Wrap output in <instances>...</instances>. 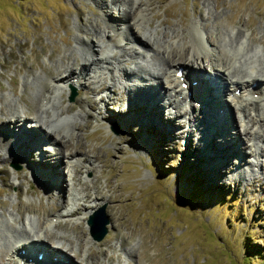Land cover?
I'll return each instance as SVG.
<instances>
[{
	"label": "rangeland",
	"instance_id": "1",
	"mask_svg": "<svg viewBox=\"0 0 264 264\" xmlns=\"http://www.w3.org/2000/svg\"><path fill=\"white\" fill-rule=\"evenodd\" d=\"M142 1L147 2V15L149 13V26L144 29L126 27L117 19L122 16L117 10L119 3L116 8H107L100 0H0V108H3L0 127L18 128V135H25V138L30 137V130L39 135L46 133L45 128L33 127L41 123L37 108L42 93L37 81L40 80L45 88V84L60 72L57 65L74 60L72 71H78L76 64L82 63L80 57L87 51L95 53V50L90 51V42H87L88 46L79 40V37L84 41L90 39L93 30H86L91 27V21L101 26L108 23V27L113 28L104 37L108 41L105 49L113 51L112 57L126 51L119 58V65L124 70L135 69L133 82L139 85L144 84L147 72L138 70V65L139 68L153 67L154 63L164 62L157 51L147 50L140 44L142 36L151 34L153 41L159 42L156 45L161 51L168 45L164 44L168 38L165 32L175 29L182 39L176 40L174 47L182 50L194 41L191 23L201 15L209 16L204 36L211 43L216 41L225 56H241V63L244 59L261 58L264 51V0ZM107 10L110 13L104 14L103 11ZM215 15H219L218 18ZM240 29L245 33L242 36L238 33ZM121 35L122 45H119L117 39ZM237 35L240 38L238 43L231 44L229 38ZM100 49L98 52L102 51ZM133 49L140 55L133 53ZM189 54L186 51L180 58L178 55L172 58L182 67ZM64 56L66 58L62 60ZM206 60L202 58L198 64L204 74H209L211 69ZM246 66L243 69L248 71ZM88 73L80 86L72 85L75 93L71 100L68 98L71 88L67 84L62 89L61 98H57L63 107L69 104L72 107L62 116L73 117L79 125L73 136L65 137L67 145H56L47 137L49 140L39 141L35 145L37 148L29 149L32 151L30 162L42 158L39 154L42 147V153L48 149L57 152L46 155L52 165L58 164L49 165V172H54L52 168L61 170L62 180L56 182L57 186L46 185L43 188L40 185L38 176L45 171L41 162H35V165L42 170L34 169V163H29L19 154L17 156L21 159L6 155L10 150L0 152V245L5 244L7 237L23 238V233L29 236L27 226V229L36 231L50 215L72 208V216L59 218L58 223L52 221L56 225L49 228L45 240L51 246L58 241L57 236L68 237L71 241L68 240L67 245L59 244L57 250L62 249L60 251L64 252L58 253L70 257L73 264H264V140H254L262 149L259 152L261 166L252 164L257 162V155L251 151L254 141L248 138H240L243 145L239 149L243 155L240 160L237 152L233 154L239 147L229 133L237 128L234 121L227 120V116L225 119V115L216 119L214 107H208L210 109L206 111L207 101L203 96L198 100H185L189 104L179 106L189 111L184 115L174 116L175 109L167 104L164 105L166 108H161L160 122L155 123L150 116L152 113L148 114L149 122L145 117H137L136 113L134 120L129 118L130 122L126 123L124 116L132 110L128 101L135 100L128 99L130 92L125 94L129 88L123 89L122 84L131 85V74L128 73L129 80L128 76L122 77L114 69H98L97 73L102 77L100 82H95L92 76L89 77L92 73ZM113 74L118 76L113 87L115 90L111 93L102 88H106L107 82H113ZM224 76L220 79L222 84H225ZM226 81L229 87V81ZM224 94L221 93L222 98L226 96ZM232 102L229 100L237 119ZM261 103H264V96ZM130 105L134 108L133 103ZM200 110L206 116L207 130H199L197 123L201 127L204 125L200 118L193 123L187 121L190 112L199 114ZM17 112L24 113L25 118L16 125L17 116L11 119V123L9 118L10 114L18 115ZM85 113L89 114L86 118ZM3 116L6 120L2 119ZM152 116L155 117L154 114ZM3 120L5 124H2ZM69 121L63 118L53 125L57 130L68 132ZM239 123L241 121L238 122L240 127ZM222 125L227 127L223 129ZM256 126L253 125V129ZM261 126L260 133L264 135V118ZM208 142L224 150L229 145L230 151L233 149L229 162L225 163V151L219 154V163V159L212 160L211 156L205 158L200 149L205 147L204 151L209 152ZM17 145L11 144L6 148L16 149ZM61 153L63 160L57 161ZM75 155L84 158L82 160H89L86 155L97 158H94V166L89 160L94 169L92 174L87 172L89 167L85 170L84 164L75 165L79 172L73 186L78 188L80 196H84V203L80 198L72 201L70 194L75 187L71 189L70 166L66 161ZM253 157L254 160L249 161ZM204 160L214 161V165ZM32 170L38 171L39 175ZM92 197H96L95 201ZM91 216L107 220L106 231L100 239L90 235L87 218ZM50 246H47L49 250ZM130 249L132 254H129ZM92 250L86 256L87 251ZM6 254L0 251V264L11 262ZM11 258L17 260L14 256Z\"/></svg>",
	"mask_w": 264,
	"mask_h": 264
},
{
	"label": "bare ground",
	"instance_id": "2",
	"mask_svg": "<svg viewBox=\"0 0 264 264\" xmlns=\"http://www.w3.org/2000/svg\"><path fill=\"white\" fill-rule=\"evenodd\" d=\"M100 3L105 5L103 7H107V8H116L117 3H119L117 10L122 13V16L117 18V19L122 21V23L124 25H126V27H132V28L136 27L139 29H142V28L144 29L145 26H149V22H148L149 13L147 15V11H148L147 2H143L142 0H100ZM143 3H145V4L142 5ZM111 5H114V7ZM103 13L109 14L110 12L107 10L105 12L103 11ZM215 16L218 18L219 15H215ZM208 17L206 18V17H204V15H201L200 19H198V20L196 19V20L192 21L191 29H192L194 36H195L194 41H192V43L189 47H183V49L179 50V51L177 50L176 47H174V45L176 44L175 43L176 40L180 41L182 39V37L180 34H176L175 29L173 31L171 30V32L170 31L165 32L166 37H168V38H167L166 42H164V44L168 43V45L165 47L163 44L164 48L161 51L159 50V48H160L159 45H156V42L157 43H159V42L153 41L151 34L147 33L146 35L144 34L145 36H142L143 41L141 40L140 44L142 46L147 47L146 48L147 50L153 49V52H154V50L157 51L158 55L161 56L162 60L164 61L163 63H154L153 67H149V66L148 67H146V66L142 67L140 65V67H142V68H139V65L137 66L138 70L147 72L146 78H143V79H145V82H144V84L141 83L142 85H139V84L133 82L134 75H132V74L135 73L134 72L135 69H130V70L125 69L124 70L123 67L119 65V63L121 61V60H119V58L124 56L126 51H124V54H122L120 52H118V53L116 52L118 56L112 57L111 54L113 53V51H107L105 49L108 46V41H106L104 37H105V35H109L110 30L113 28L108 27V26H110V25H108V23H105L104 26H101L98 23H94L93 21H91V27L90 28L88 27V29L86 30L87 32H88V30H93V32H91L90 39L88 38V40L84 41V39H82V37H79V40L86 43L87 45H88L87 42H90L91 45L90 46L88 45L90 47V51L95 50V53H94V51H92L91 53L89 51H87V53L85 55H82L80 57V60H82V63L76 64V67L79 66L78 71H74V70L72 71L73 66H74L73 65L74 60L71 63H69V61H67V63L65 65H57V68H59L60 72L55 74L51 78L50 83L45 84L46 85L45 88L42 85V82H40V80L37 81V82H39L38 87H40L39 92L41 91L40 93H42L40 96L41 102L37 108V110H39V113H40L39 119H40L41 123L39 125L36 123L33 125V127H39L41 130H43V128H45L46 133L43 132L41 135H39L38 132H36L34 130H30L28 133V135H30V137L25 138L26 137L25 135H23V137L18 135V133H17L18 128H17V130H13V128H12V130H10L8 128H4V125H3V127H0V152L1 151L5 152V151L10 150L9 152H7L6 155L17 156L19 154V156L21 158H23L24 160L26 159V161H28L29 163H31V162L34 163V166H33L34 169H39V170H42L41 168H43V170L45 169V171H43V174L38 176L39 183L41 186H43V188H46V185L47 186H50V185L54 186V185H56V182L60 183V181L62 180L61 175H60L61 170L57 171V170H53V168H52V171H54V172H49L51 170V168H48V167H49V165H52V164H51L50 160H48L49 158L46 157V155H48L49 153H57V152H52L51 150L48 149L42 153V148H44V147H42L41 150H39L40 149V147H39L38 150L41 151L39 154H42L41 155L42 158H40L39 160H35V162H38V161L41 162L42 165H44V167L42 166L41 168L40 167L37 168V166L35 165V162H33V161L30 162V160H32V154H31L32 151H29V149L31 150L32 147H36L35 145L39 141L42 142L45 140H49V139H46L47 137H49L51 139L52 143H54L56 145L61 144V146L65 147L67 145V141H66L65 137H67L68 135L73 136L74 135V129L79 125H77V123L73 121V117L69 118L67 116L66 117L62 116L63 112L68 111L69 109L72 108L71 106H69L70 104L67 107H63L59 103V100L57 101L58 97L61 98V92H62L64 85L67 84L69 86H72V85L73 86H78V85L80 86L83 82L84 77H85L84 75L89 74L88 72L92 73V75H89V77L92 76L93 77L92 79L95 82L96 81L100 82L101 74L97 73L98 69L99 70L100 69L101 70L106 69L107 71L114 69L117 71L118 75L121 76V74H122V77H127L128 73H129V75L131 74V77H132L131 78V85L122 84V86H123V89L126 87L129 88V91H127L125 94V95H127L128 92H130V94H128V99L132 98L135 100V102H138V104H137L135 102H129L127 100L128 106H130L129 109H132V110H129L127 112V114H125V116H124L126 123L130 122L129 118H132L134 120L133 116L136 113H137V117H145L146 122L149 119L148 114L152 113L155 115V117H153L152 114L150 116L152 117V119H155V123L160 122V119L158 116H160L161 108H162V106L164 108H166V106H164V105H167V104L171 108L173 107L175 109L174 110L175 113L173 114L174 116L175 115H181V114L184 115L185 113H189L188 110L179 108V106L180 107L182 106L180 101L181 100L185 101V99H186V92H185L186 90L183 89L179 85L180 81L183 80V81L187 82L186 89L190 90L189 100L191 98H199V97L203 96L202 98H204L207 101L206 111L210 109V108L208 109V107H214V109H215L214 113L217 114L216 119L217 118L220 119L222 116L225 115V117H224L225 119L227 116V117H229L227 120L234 121V124L237 128L234 127L235 129L229 133L231 135L230 138L235 139V144L237 145V148L238 147L239 148H238V150H235V151H233V149H232V151H233V154H235L236 152L239 154L240 160L243 159V157H242L243 155H242L241 151H239V149H241V147L243 146V145H241L242 142L240 144V141H241L240 138H242V137L248 138L249 140H252V141H254V140L263 141L264 140V135L262 133H260V129H263L262 128L263 126H261V121L264 118V103L259 104L261 97L264 96V74H263V72H264V51H262L263 53H262L260 59H256V58L244 59L242 63L239 60V58L241 56L234 57V58H232V57L229 58V56H225L223 54V50H221L220 45L216 41L214 43L213 42L211 43V41H208L206 39V37L204 36V30L206 27V20H208ZM139 19H141V22L139 21ZM213 20H215V19H213ZM115 23L116 22H114V24ZM203 25H205V26L203 27ZM88 26H89V24H88ZM174 33H175V35H174ZM238 33L241 34V36L243 34H245L242 29H240L238 31ZM153 36H154V34H153ZM122 37L123 36L121 35L120 38L117 39V43L119 45H122L120 43V40ZM239 39L240 38L237 35L234 38L230 37L229 41L231 42V44H234V43L237 44L238 43L237 41ZM156 40H157V38H156ZM239 44L241 45L242 43L240 42ZM95 46H97V48H94ZM114 46H115V44H114ZM100 47H101L102 51L98 52L99 51L98 48H100ZM121 50H124V49H121ZM115 51H117V50H115ZM186 51L190 52V54H189V57L188 58L185 57L186 59H184V62H182L183 66L180 68L182 71L181 75H183V78L179 79V77L177 75H175V71L179 68L180 62H175L176 60H174L172 57L174 55H178V58H180L179 56L182 55L183 53L186 54ZM133 53H135L136 55H140V52L136 49H133ZM130 56H131V52H130ZM144 56H145V54H144ZM242 57H244V56H242ZM63 58H66V57L65 56L62 57V60H63ZM202 58L207 59L206 65H208L209 69H211V72H209V74H204L201 71L202 67L200 66V64H198V62L201 61ZM236 61H238V62L236 63ZM172 62H174V63L172 64ZM62 63H63V61H62ZM133 63H135V62H133ZM170 63H171V65H169ZM249 63H250V65H249ZM236 65H240L239 68L236 67ZM246 65L247 66L249 65L248 71H245L243 69V67H245ZM135 66H136V64H135ZM122 69H123V71H122ZM105 73H107V72H105ZM118 75L113 74V78H111V80H113V82L112 81L107 82L106 88H102V89L109 90L111 93H113L115 90L113 88L115 86V79H116V76H118ZM224 75L227 78H225ZM222 76H224L225 84H222L223 80H222V82H220V79ZM128 78H129V76H128ZM129 80H130V78H129ZM193 80H194V84L191 83V81H193ZM226 80L229 81V87L226 86V82H227ZM43 89H45V91ZM223 92H225V94L230 93L227 95V96H230L229 99L227 97H224V98L221 97V93L223 94ZM165 94H166V96H165ZM109 98H111V97L109 96ZM126 99H127V97H126ZM164 99H167V100L165 101ZM229 100L233 101V103H231V104L235 105V109L239 115L237 119H236V115L233 112L232 107L229 103ZM150 102H152V103H150ZM131 103L134 104L135 109L133 108V106L130 105ZM217 107H220L221 110L222 109H224V110L220 111V109ZM2 109L3 108H0V113H1ZM123 109H125V108H123ZM217 109L219 111H217ZM202 111L203 110H200L199 114H197V113L194 114V113L190 112V114H188V116H187V121L189 123H193V122H195V120L198 121V119L200 118L204 125L201 127V125L197 123L199 130L200 129H202V130L206 129L207 130L208 125H207V122L205 121L206 116H205V114L201 113ZM131 113H132V116H128ZM157 113H158V115H157ZM17 114L18 115H16V114L11 115L10 114V118L7 115L10 123H11V119L14 116H17V119L15 120L16 125L19 123L20 120L25 118L24 113L17 112ZM61 116L66 121L71 120V121H69V123H67L68 132L65 130H57L58 128L53 125V123H56V121L59 122V121L63 120V118H61ZM84 116L86 118L89 116V114L85 113ZM1 117H2V115H1ZM46 117H48V118L46 119ZM209 117H210V115H209ZM4 118L6 120V116L5 117L3 116L2 119H4ZM156 118H158V120ZM5 120H3L2 124H5ZM239 121H241V123H239L240 127L238 125ZM251 121H252V124L249 125V122H251ZM155 123H153V124H155ZM253 125L254 126L257 125L256 126L257 128L253 129ZM144 126H145V123H144ZM224 127H227V126H225V125L221 126V128H223V129H224ZM187 130H189L190 132L192 131V129H190V128H188ZM221 134H222V132H219V135H221ZM228 136H229V134L225 137L227 138ZM40 137H43V138L40 139ZM203 139H205V138H203ZM188 141H189V138H188ZM219 142L222 143V141H219ZM17 143L19 145H17L18 148H16V149L6 148V147L10 146L11 144H17ZM206 145H207V148L210 149L209 152L204 151L205 147H203L202 150L200 149L201 152L205 153V158H208V156H211L212 160H217V159H219L218 158L219 154L222 153L223 151H225L227 153L225 163L226 162L228 163L229 159H231V158H229V156L232 155V151H230V149L228 147L229 145H227L225 147L226 150H224L223 147L216 148V146L214 144L213 145L210 144V142L206 143ZM253 146L254 147L251 151H253V153L255 155H257V162L256 163L254 162L252 164L261 166L262 161H259V159L261 156L260 153H261L262 149L256 145L255 141L253 143ZM196 147L198 148L199 146H196ZM196 147H195V149H196ZM14 150L16 152L15 154L13 153ZM60 150H61V147H60ZM216 151H218V153H216ZM19 156H17L18 159H21ZM63 157L64 156L61 153V155H59L58 158L56 157L57 158L56 160L57 161L63 160ZM86 157L89 160H91V163L94 166V161L97 158H95V157H94L95 159L92 157L89 158L88 155H86ZM82 159H84V158H81L79 155H75L72 158H69L68 161H66L67 165L69 164L68 166H70V168H69V179L71 181V189L75 187V186H73V184H74V182H76V180H78V179H76V174L79 171H78V169L75 168V165H78V167H79V166H81V164L82 165L84 164L83 166H85V170H87V167H89L90 170L88 169L87 172H89L90 174L93 173L94 169H92L93 168L92 165L90 166L89 160H82ZM57 161H54V162H57ZM206 161L208 162V160H206ZM219 161H220V159L217 160V163H219ZM46 162H47V165H45ZM209 162H210V165H211V163L214 165V161H212V162L209 161ZM54 165L58 166L57 163H53L52 166H54ZM68 166H66V167H68ZM95 168H97V166ZM72 170H74V173L72 172ZM31 172H33L35 175H37V174L39 175L38 171L32 170ZM99 172H101V171H99ZM74 174H75V176H73ZM16 177H17V175H16ZM66 183H68V182H66ZM93 186H94V184H93ZM70 194H71L72 201L73 200L77 201L80 198V200H83V203L85 202L84 199H82V198H84V196L79 195L78 188L75 187V189L72 190L70 192ZM96 197H98V196H96ZM95 198L92 197V201H95L94 200ZM85 207H87V206L85 205ZM72 213H73L72 208H69V209L66 208L65 210L59 211L56 214H52L49 216L50 217L49 219H45V220L43 219L44 221H42L40 223L41 229H38L36 231H31V228L27 229L28 226H27V228L25 227L26 231L30 232L29 236H27V235L25 236V234L23 233V235H24L23 238H21V237L20 238L19 237L18 238L7 237L5 239L6 240L5 244L0 245V251L8 253V255L7 254L6 255L11 260V262L9 264H14V263L18 264V262L20 260H24L26 262L28 260V258H31V259L34 258V257H32L33 251H34V253H37V252L42 253L41 261L34 260L32 262L33 264H39V262L40 263L44 262L45 264H73L72 259L70 257H68L62 253L61 254L58 253V252H64V251H60L62 249L57 250V249H59L58 248V246H60L59 244L67 245L68 240L71 241L68 237L59 235V236H57L58 241L56 238H54L57 241L55 245L50 246L48 243H46V240H47L46 239V233L50 230L49 228H53L56 225V223L59 222V220H60L59 218H62L64 216H72ZM98 217H97V219H98ZM52 221H53V223L56 221V223L53 225ZM90 222L91 223L93 222L92 224H95V227H97L99 225L98 224L99 221L92 218V217H91ZM45 223H47V226L44 225ZM21 229H22V227H21ZM90 232L91 233L93 232L91 230V228H90ZM61 240H63V241H61ZM28 246L30 248H28ZM47 246H50L51 250H49L50 248L48 249ZM65 247H69V246H65ZM22 250H23V253H22ZM90 252H93V250L89 251V252L87 251L86 256L89 255ZM14 254H15L16 259H17L16 261H14L13 258H11L12 256H14ZM129 254H132V249L129 250ZM78 257H79V254H78ZM83 257H84V255H83ZM85 260L86 259H83V261H85ZM86 263L87 262H85L84 264H86ZM26 264H28V263L26 262Z\"/></svg>",
	"mask_w": 264,
	"mask_h": 264
},
{
	"label": "water",
	"instance_id": "3",
	"mask_svg": "<svg viewBox=\"0 0 264 264\" xmlns=\"http://www.w3.org/2000/svg\"><path fill=\"white\" fill-rule=\"evenodd\" d=\"M74 93H75V91H74V89L73 88H71V92H70V94H69V96H68V98H69V100H71L72 99V97H73V95H74ZM90 217V216H89ZM88 217V223H89V225H91L90 226V228H91V230L93 231L92 233H90L91 234V236L94 238V239H100L103 235H104V233H105V231H106V227H105V223H106V219L105 218H100V217H98V219H96V217H94V219H96V220H98L99 222H98V228L97 227H95V224H92L91 222H90V220H91V218H89ZM92 218H93V216H91ZM95 229V230H94Z\"/></svg>",
	"mask_w": 264,
	"mask_h": 264
}]
</instances>
